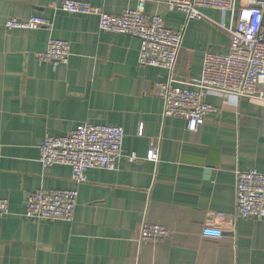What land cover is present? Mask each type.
Masks as SVG:
<instances>
[{
  "label": "crops",
  "instance_id": "crops-1",
  "mask_svg": "<svg viewBox=\"0 0 264 264\" xmlns=\"http://www.w3.org/2000/svg\"><path fill=\"white\" fill-rule=\"evenodd\" d=\"M62 0H0V264H264L261 219L236 211V171L264 173V100L232 105L211 93L212 110L198 131L180 117H163L155 82L167 71L138 63V38L99 29L96 15L68 13ZM108 14L136 0H80ZM178 29L184 14L147 2ZM205 13L215 20L217 10ZM40 16L51 29H7L8 19ZM50 38L68 41L66 64L39 61ZM229 37L207 21H190L175 69L179 81L198 78L205 51L226 52ZM83 123L120 126L122 155L114 170L88 169L77 185L66 165L43 168L39 147ZM140 131V134L138 132ZM156 148L158 159L147 158ZM134 153L135 160L129 159ZM38 189H77L72 221L24 215V198ZM168 231L140 243L142 224ZM203 227L222 231L205 238Z\"/></svg>",
  "mask_w": 264,
  "mask_h": 264
},
{
  "label": "built area",
  "instance_id": "built-area-1",
  "mask_svg": "<svg viewBox=\"0 0 264 264\" xmlns=\"http://www.w3.org/2000/svg\"><path fill=\"white\" fill-rule=\"evenodd\" d=\"M135 8L120 14H108L86 1L62 0L60 9L68 13L96 15L99 29L139 39L138 63L167 71L165 81L155 82L156 95L163 101V117H180L189 131H198L212 107L207 102L211 93H218L232 105L241 99L264 100V0H136ZM147 2L162 4L167 11L184 14L178 29L164 25L161 14L146 15ZM217 10L215 20L205 13ZM207 21L229 37L226 52L205 51L198 78L179 81L175 76L184 32L190 21ZM7 29H51L52 23L40 16L26 21L8 19ZM41 62L66 64L70 57L68 41L50 38L44 51L35 53ZM140 134V131L138 132ZM124 130L120 126L83 123L60 136L46 135L39 147L38 160L43 168L66 165L77 185L87 180L88 169L114 170L122 155ZM129 159L135 160L131 153ZM147 158L158 159V150L151 149ZM236 211L240 218L261 219L264 211V173L256 169L236 171ZM77 189H38L24 198V215L34 219L72 221L77 205ZM11 213L7 199L0 198V217ZM202 236L219 238L222 231L203 227ZM168 235L158 224H142L140 243L160 241Z\"/></svg>",
  "mask_w": 264,
  "mask_h": 264
},
{
  "label": "rangeland",
  "instance_id": "rangeland-1",
  "mask_svg": "<svg viewBox=\"0 0 264 264\" xmlns=\"http://www.w3.org/2000/svg\"><path fill=\"white\" fill-rule=\"evenodd\" d=\"M187 27H188V25H187ZM187 27H186V29H187ZM186 31V30H185Z\"/></svg>",
  "mask_w": 264,
  "mask_h": 264
}]
</instances>
